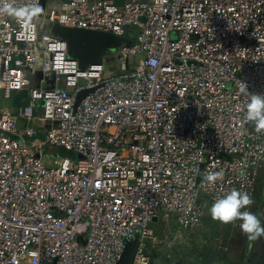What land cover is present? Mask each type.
<instances>
[{
  "label": "built area",
  "instance_id": "1",
  "mask_svg": "<svg viewBox=\"0 0 264 264\" xmlns=\"http://www.w3.org/2000/svg\"><path fill=\"white\" fill-rule=\"evenodd\" d=\"M4 3L38 8L0 12V95L26 94L0 106V264H119L130 245L132 264L164 246L177 264L151 224L198 229L232 189L253 211L264 130L245 114L248 92L264 95V0ZM55 26L118 39L125 73L70 58ZM47 145L76 156L51 167Z\"/></svg>",
  "mask_w": 264,
  "mask_h": 264
},
{
  "label": "rangeland",
  "instance_id": "2",
  "mask_svg": "<svg viewBox=\"0 0 264 264\" xmlns=\"http://www.w3.org/2000/svg\"><path fill=\"white\" fill-rule=\"evenodd\" d=\"M49 0H44L45 7ZM59 9V8H56ZM56 27V26H55ZM53 27V28H55ZM52 27H49L51 29ZM58 34V33H57ZM100 43H96L93 51L98 54L100 60H106L107 68L113 75L124 74L119 72L117 40H108L106 34H100ZM135 35H133L134 37ZM60 37V36H59ZM115 38V37H114ZM68 44V56L79 59L80 51L84 47L77 43L75 38L69 36L65 39ZM97 56V57H98ZM137 58L130 67L137 64ZM20 94H14L11 100L3 99L0 95V106L6 107L12 104L14 108L22 105L25 95L17 98ZM33 125L37 128L48 127L37 116ZM19 126L22 128L24 122L20 121ZM76 155L66 151L63 148L51 147L47 145L43 153V160L46 164L51 163V167H57V160L66 157H75ZM264 224V176L260 178L257 185V197L253 211ZM154 231L165 241L174 243L172 249V260L181 264H264V235L255 240L248 238L247 234L241 231V228H235L230 224H222L213 220L210 212L204 218L202 225L195 230H189L179 233L176 222L172 218L169 221H159L151 224ZM129 253H134V246L130 245ZM165 246L160 251L154 252L152 264H167Z\"/></svg>",
  "mask_w": 264,
  "mask_h": 264
},
{
  "label": "clouds",
  "instance_id": "3",
  "mask_svg": "<svg viewBox=\"0 0 264 264\" xmlns=\"http://www.w3.org/2000/svg\"><path fill=\"white\" fill-rule=\"evenodd\" d=\"M38 8L36 4H27L22 7H16L12 3H4L0 7V12L10 15L28 16ZM241 91H246L247 86L242 82ZM249 94V102L246 105L245 119L254 121L257 130H264V95ZM223 173H209L207 179L209 182H215L222 178ZM254 203L252 197L243 191L232 189L226 195L214 200L210 207V216L213 220L222 224H231L240 221L241 231L247 234L248 238L255 240L264 235V224L259 217L252 211L247 210Z\"/></svg>",
  "mask_w": 264,
  "mask_h": 264
},
{
  "label": "water",
  "instance_id": "4",
  "mask_svg": "<svg viewBox=\"0 0 264 264\" xmlns=\"http://www.w3.org/2000/svg\"><path fill=\"white\" fill-rule=\"evenodd\" d=\"M74 36L77 43L84 47V50L80 51L79 56L83 58H92L94 55L90 50L93 44V40L97 39L99 35L95 34L92 36L89 32L76 30L74 31ZM83 95L84 93H81L78 96V101H80ZM129 251H130V247L126 250L124 257L119 264H132L133 254L132 253L130 254Z\"/></svg>",
  "mask_w": 264,
  "mask_h": 264
},
{
  "label": "crops",
  "instance_id": "5",
  "mask_svg": "<svg viewBox=\"0 0 264 264\" xmlns=\"http://www.w3.org/2000/svg\"><path fill=\"white\" fill-rule=\"evenodd\" d=\"M66 3H67V0H49L48 1V4L45 7V9L59 8V9L62 10L63 8H66ZM50 31L52 33H54L55 35L60 36V37H62L64 39L69 38V36H71L72 38H75L74 31L69 30V29H66V28H61L59 26H56L55 28L52 27L50 29ZM109 39L115 40V41L117 40V42H118V39H116V38H114L112 36H110V37L108 36V40ZM99 41H100V36L97 39H94L93 40V44H92V47H91V50H90L93 53V55H94L95 58H97L98 54L93 51V48H95L94 46L96 45V43H100ZM12 106H13V104H12ZM262 176H264V172L262 173L261 177Z\"/></svg>",
  "mask_w": 264,
  "mask_h": 264
},
{
  "label": "trees",
  "instance_id": "6",
  "mask_svg": "<svg viewBox=\"0 0 264 264\" xmlns=\"http://www.w3.org/2000/svg\"><path fill=\"white\" fill-rule=\"evenodd\" d=\"M24 95H25V97H26L25 92H23V93L21 94V96L19 95L18 97H16V99H17V98H20V97H22V96H24Z\"/></svg>",
  "mask_w": 264,
  "mask_h": 264
}]
</instances>
